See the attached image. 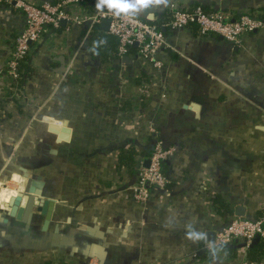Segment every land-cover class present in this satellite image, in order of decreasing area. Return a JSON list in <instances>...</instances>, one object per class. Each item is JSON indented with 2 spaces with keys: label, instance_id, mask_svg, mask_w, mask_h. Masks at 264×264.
Returning a JSON list of instances; mask_svg holds the SVG:
<instances>
[{
  "label": "crops",
  "instance_id": "obj_1",
  "mask_svg": "<svg viewBox=\"0 0 264 264\" xmlns=\"http://www.w3.org/2000/svg\"><path fill=\"white\" fill-rule=\"evenodd\" d=\"M170 4L233 19L257 13L264 0H154L133 13L166 23ZM82 28L54 40L75 53V75L53 41L37 44L16 97L4 68L24 17L13 3L0 2V264H264L204 248L213 239L207 232L237 211L253 219L264 209V30L233 43L192 26L165 27L156 53L162 67L155 69L132 53L122 60L112 52L106 60L94 55ZM57 54L64 56L62 71ZM63 121L69 139L57 140L49 126ZM158 139L174 147L168 183L140 203L132 198L136 175L120 174L117 156L130 145L146 156ZM22 168L41 176L45 198L54 201L48 231L95 223L106 247L83 230L74 236L76 250L51 246L39 212L27 230L9 217L3 203L22 191Z\"/></svg>",
  "mask_w": 264,
  "mask_h": 264
},
{
  "label": "built area",
  "instance_id": "obj_2",
  "mask_svg": "<svg viewBox=\"0 0 264 264\" xmlns=\"http://www.w3.org/2000/svg\"><path fill=\"white\" fill-rule=\"evenodd\" d=\"M0 2L13 3L24 17V29L16 36L4 68L6 81L13 84L11 90L16 97L20 93L17 69L19 60L31 54L33 46L53 41L55 50H63L68 57L67 73L75 75L72 65L76 58L75 53L72 50L69 51L66 44L61 43V47H57L54 40L62 38L61 35L64 36L72 27H83L84 38H89L92 28L98 25L102 18L108 20L107 30L104 31L117 39L118 59L122 60L132 53L137 58L150 63L155 69L162 67L156 58V53L165 45L162 31L164 26L175 30L195 24L200 33L218 34L233 43H237L243 34L264 30V19L258 18L256 13L246 11L230 19L224 16L222 11L208 12L200 5L181 8L170 4L169 18L162 27L158 23L139 18L131 10L127 13H117L115 9L110 10L106 7H101L99 10L91 9L83 0H54L40 3L27 0H0ZM143 85L148 89L147 84L142 83L141 87ZM142 93L144 94L143 87ZM173 153V146L165 145L158 139L148 155L139 157L135 168L136 178L131 187L134 201L145 203L152 189H166L168 180L162 171V162L169 159ZM146 159L147 165L144 163ZM254 238L264 240V209L253 219L239 215L227 218L226 222L213 230V239L205 241L204 248L208 253L225 254L223 245L231 243L232 240H239L242 245L229 256L246 262L249 261L246 250Z\"/></svg>",
  "mask_w": 264,
  "mask_h": 264
},
{
  "label": "water",
  "instance_id": "obj_3",
  "mask_svg": "<svg viewBox=\"0 0 264 264\" xmlns=\"http://www.w3.org/2000/svg\"><path fill=\"white\" fill-rule=\"evenodd\" d=\"M100 27L103 30H107L108 20L106 18L100 19ZM54 59L58 61L59 71L64 70L65 60L64 56L57 54ZM190 106L194 108L195 111L198 109L196 103H191ZM55 125L49 126V130L57 135V140H68L70 129L66 126V122L63 121L61 125L54 127ZM145 165H147L148 160H145ZM22 177L25 178V183L23 185L22 191L16 193L14 196L10 197L5 203H3V208L6 209L9 217L14 218L24 224L25 230L28 229L32 220L35 218V211L39 212L43 216L41 230L46 237L45 240L51 246H70L71 250H76L77 247L73 245L74 236L79 230L85 231L90 236H97L101 240V247H106L105 236L103 234H97L98 225H80L78 228L70 227L66 233L60 232L57 225L54 226L52 231H48L49 224L52 217L54 201L52 199H46L43 193L44 182L41 176L37 173H28L25 168L21 169ZM2 210V209H1ZM238 215H242L240 212H236ZM1 220L10 224V219L1 218ZM106 232H109L107 230ZM207 235H213V231L207 232ZM90 243L85 244L82 249V254L86 257L90 250ZM97 245V247H100Z\"/></svg>",
  "mask_w": 264,
  "mask_h": 264
},
{
  "label": "trees",
  "instance_id": "obj_4",
  "mask_svg": "<svg viewBox=\"0 0 264 264\" xmlns=\"http://www.w3.org/2000/svg\"><path fill=\"white\" fill-rule=\"evenodd\" d=\"M84 3H86V5L91 8V9H96L95 4L96 2L94 0H83ZM166 15V14H165ZM256 16L258 18L264 19V6L260 7L257 10ZM167 19L169 18V14H167ZM160 25H162L164 22H158ZM190 26L195 27L196 30H198L197 26L195 24H191ZM163 27V25H162ZM161 27V29H162ZM165 28V26L163 27ZM81 33L85 34V29L82 28ZM16 38V37H15ZM89 39H90V44H93V48H94V55H100L101 58L103 60H106V57H108L109 59H111L110 55L111 52L114 57L116 56V42L115 39L113 38V36H111L110 34H108L106 31H104L100 25H96L92 28L90 35H89ZM15 41V40H14ZM92 42V43H91ZM32 54L26 55L24 56L22 59L19 60V64H18V76H19V83L18 86L20 87L22 85V82L26 79V77L29 75V72L32 69ZM56 62V60H55ZM136 153H138L133 145L127 147V148H123L120 149L118 156H117V160H116V169L117 171L122 174L123 172L127 171L130 174H135V168H136V164L137 161L139 160L138 156H144V155H136ZM150 153V151L145 154L148 155ZM168 159L164 160L162 162V171L163 173L166 175V164H167ZM122 169H124L125 171H122ZM167 176V175H166ZM218 204V203H216ZM215 206V205H214ZM216 205V211L219 212V207ZM221 207V205H220ZM221 212V209H220ZM219 212V213H220ZM220 214H223L220 213ZM242 245V242L239 240H232L231 243L229 244H225L223 245V250L225 252H230V253H234L236 248L238 246ZM246 256L247 259L250 261H258L262 258H264V240L260 239V238H254L247 247L246 250ZM55 264H68L67 262L64 261H59L58 263Z\"/></svg>",
  "mask_w": 264,
  "mask_h": 264
},
{
  "label": "clouds",
  "instance_id": "obj_5",
  "mask_svg": "<svg viewBox=\"0 0 264 264\" xmlns=\"http://www.w3.org/2000/svg\"><path fill=\"white\" fill-rule=\"evenodd\" d=\"M153 2L154 0H97L95 7L99 10L101 6H106L107 9H115L117 13H127L130 10H142L150 6ZM156 2H159V0H156Z\"/></svg>",
  "mask_w": 264,
  "mask_h": 264
}]
</instances>
